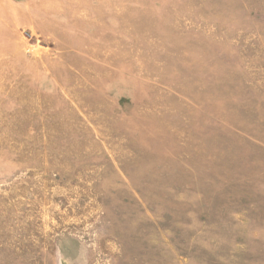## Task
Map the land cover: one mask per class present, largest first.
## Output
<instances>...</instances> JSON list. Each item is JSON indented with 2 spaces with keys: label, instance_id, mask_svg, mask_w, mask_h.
<instances>
[{
  "label": "rangeland",
  "instance_id": "rangeland-1",
  "mask_svg": "<svg viewBox=\"0 0 264 264\" xmlns=\"http://www.w3.org/2000/svg\"><path fill=\"white\" fill-rule=\"evenodd\" d=\"M0 264H264V0H0Z\"/></svg>",
  "mask_w": 264,
  "mask_h": 264
}]
</instances>
